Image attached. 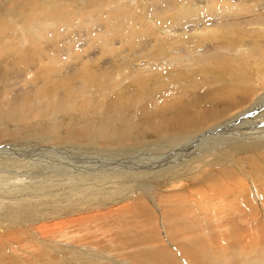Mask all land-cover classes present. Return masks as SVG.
I'll return each mask as SVG.
<instances>
[{
    "label": "bare ground",
    "instance_id": "6f19581e",
    "mask_svg": "<svg viewBox=\"0 0 264 264\" xmlns=\"http://www.w3.org/2000/svg\"><path fill=\"white\" fill-rule=\"evenodd\" d=\"M210 1L0 0V264H199L212 243L264 264V214L240 209L264 205V7ZM213 15L236 28L201 37ZM66 16L127 17L145 30L116 47L143 60L28 66L23 34Z\"/></svg>",
    "mask_w": 264,
    "mask_h": 264
},
{
    "label": "rangeland",
    "instance_id": "374dc122",
    "mask_svg": "<svg viewBox=\"0 0 264 264\" xmlns=\"http://www.w3.org/2000/svg\"><path fill=\"white\" fill-rule=\"evenodd\" d=\"M124 2H125V0H120V3H124ZM210 2H211V4H210L211 9H212V7L215 8L216 6L218 8L219 6H227V5H231V4H235V5L237 4L238 7L247 6V5L248 6L254 5V6H257L258 8L264 7V0H216V2H217L216 4L212 3L213 1H210ZM224 2H225V4H224ZM135 3H136V0H133L132 4H135ZM241 4H247V5H241ZM134 13L138 14V12H134ZM216 14L218 15V13H215L214 15H216ZM228 17H230V18H228ZM228 17L227 16L226 17L225 16H221V17H218V16L215 17L214 16V17L210 18L209 16H203L200 18V20H198V21L196 20V22H195L196 25H199L202 23L207 24V26H206L207 28L205 30V33L203 32L204 30L200 32L202 35L201 37L217 38L218 36H220L222 34V31L224 29L229 28V26H230L231 30H234L236 28V27H233L234 24L232 23L234 21V18L231 16H228ZM65 18L66 19H64L61 22V24L59 22H56L54 24L51 23L50 25L44 23L41 20L39 22L40 24L38 23V25H37V30H38L39 34H36V35L31 34V36L26 32L23 34L24 36L26 35V39H22V40H24L23 44L19 45V46L21 48H24V47L30 48L31 51H32V49H35V51L33 50L34 54L32 53V55H34L35 57L32 56L31 59H30V57L27 58L28 59L27 61H29V59H30L29 62H31V63L27 62L28 66L36 65L35 67H37L39 62H40V65L42 64V65H44L43 67H45L43 69H46L48 72H50V74H48V75L51 76V72H53L54 70H56V71H58L59 69L63 70L65 68H67L68 66L73 68L75 65H77L80 69L81 68L84 69V68H86V66H88L87 60H93V61H95V63L97 62V64H99V63L108 64L110 62L109 60H111L112 56H114L115 59H122L119 56H115L116 54L117 55L119 54V51L122 52L121 55L125 54V61H126L125 66L127 68H131V66H133L137 62L143 60V59H139L138 55H136V54L133 55L132 52H130V50H128V49L124 50L125 48H123L122 50H118V48L116 47L119 44V42H122V43L127 42V41L129 42V40H130L129 38L134 40L135 38H137L138 34H140L143 30H145V28L143 29V27H140V26H137V27H139L141 29L136 28L135 30L130 28V27L128 28V26L126 27L125 25H126V22L128 21L127 17L123 18L121 21L119 20V21L114 22V23L110 22L111 24H109L108 27H106V29H104V28L100 29L99 28V30H95V29L92 30V28L96 25L95 21H93L92 19L83 24V22H81V19H79V18H74L73 16H71V17L66 16ZM105 19H106L105 17L99 16V22L100 23H103L105 21ZM67 20H69L68 24H66ZM143 20L146 24H148L147 22H150V21H146L145 19H143ZM78 21H79V23H78ZM161 22L168 23L170 21L166 20V19H163V20L161 19ZM229 22L232 24H229ZM64 24H66V26H68V27H64ZM213 24H214V28L212 26ZM252 27L256 29V27L259 28L260 26H258L257 24H254L253 26H247L246 29L247 28L250 29ZM62 28H65V29L62 30ZM76 30L77 31L80 30L79 35H77V36L74 34L76 32ZM80 32H82V33H80ZM171 33H173V35L175 36V38L177 40L180 39L181 33L176 32V31H173ZM167 34H169V33H167ZM196 34L199 35L198 31ZM212 34H213V36H211ZM164 35H166V34H164ZM153 36H155L156 39L157 38L162 39V35H152V37H149V39L153 38ZM31 38H34V40H32ZM111 38H113V39H111ZM184 38H187V39L189 38V37H186V33L184 35ZM143 41H145V39ZM188 48H189V46L187 44V45H184L183 48H180V49L182 52V51H187ZM35 52H37V53H35ZM67 55L69 57H66ZM174 56H176V55H174ZM7 57H8V55H7ZM116 57H119V58H116ZM8 60L9 59H6L5 63L7 61V63L9 64ZM38 60H39V62H38ZM24 63H26V61ZM14 64L19 67L20 65H22V62H20V60H19V61H15ZM75 76L76 75H73V77L72 78L70 77L69 79H76L77 77H75ZM17 80H15L13 78H9L6 82L7 87L12 89L13 91H17V88L18 89L20 88V83L16 82ZM62 81H65V79L63 80L61 78L60 82H62ZM63 83H66V81ZM2 86H3V84H2ZM6 197H8V199ZM10 197L11 196H9V194H7V195L0 194V205H1L0 212H2V211L5 212L7 210V207H4V205L6 203L5 200L15 201L13 199H10ZM9 208H11V211L13 213H15V212L18 213V211L20 210L19 208L22 209V207H18V208L17 207H9ZM251 208L253 209V211L251 210ZM240 209L242 212H245L243 214L248 215L247 216V215L242 214L243 217L244 216L245 217L246 216L247 217H249V216L253 217L255 215H260V213L264 214V205L262 207H242ZM158 213H159V215L161 214L160 210L156 211L157 216H158ZM250 213L252 215H250ZM232 217H235V215H233ZM259 218L260 219L262 218V220H261L262 222L260 220H258L259 223L260 222L261 223L258 226L257 230L260 229L261 227H264V223H263L264 222V216L263 215L259 216ZM263 232H264V229L261 228V231L258 230V235H260L261 237L264 238ZM218 245H220V246H218ZM236 245H238V244L236 243L235 246ZM222 246H223L222 243L210 244L211 252L208 253V256H205V254L202 252L201 247H197L196 251L198 253L197 254L198 263L199 264H217L218 262H220V259L222 257L220 256L221 253H220L219 248ZM239 246H241V245H239ZM239 246H238V248H240ZM236 248H237V246H236ZM237 249H234V250L236 251ZM234 250L231 249V250H228V252L226 251L227 252L226 255H228V256H226L227 259L225 261H223V263H225V262L230 263L232 260V262H235V264L236 263L240 264V262L242 264V261L244 260V258H243L244 255L241 258L235 257V256L232 257V255H233V253H234V255L237 254L236 256H239L238 254L241 255L242 252H244L243 249L242 250L240 249V251H238L237 253ZM229 256L231 257V259H228ZM180 258H182V260H185L188 264L191 262L190 258H183V257H180ZM236 258H238L239 261H237ZM214 260H216V261L214 262Z\"/></svg>",
    "mask_w": 264,
    "mask_h": 264
}]
</instances>
